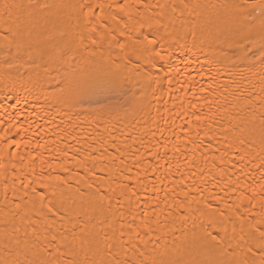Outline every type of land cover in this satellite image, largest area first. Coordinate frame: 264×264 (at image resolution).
I'll use <instances>...</instances> for the list:
<instances>
[{"label": "bare ground", "instance_id": "bare-ground-1", "mask_svg": "<svg viewBox=\"0 0 264 264\" xmlns=\"http://www.w3.org/2000/svg\"><path fill=\"white\" fill-rule=\"evenodd\" d=\"M6 2L0 264H258L264 0Z\"/></svg>", "mask_w": 264, "mask_h": 264}, {"label": "snow or ice", "instance_id": "snow-or-ice-1", "mask_svg": "<svg viewBox=\"0 0 264 264\" xmlns=\"http://www.w3.org/2000/svg\"><path fill=\"white\" fill-rule=\"evenodd\" d=\"M18 7H21V6L20 5H16V4L7 3L6 0H5L4 3L0 4V8L3 9L5 15H9L12 9L18 8ZM29 7H31V5H29ZM43 7H49V5H43ZM241 7L242 6H240V5L236 6L237 9H240ZM261 11H262V14H264V3H262V5H261ZM149 43L150 44H155L156 42H155V40H152V41H149ZM157 55H159V53H157ZM260 59H261V62L264 63V45H262V54H261ZM168 83L171 84V80H169ZM100 171H103V169L101 168ZM124 187L127 188V185H125ZM34 191H35V189H34ZM38 195H39V193H38ZM135 195H136V193L133 191L131 193V196H135ZM131 196H129L128 198L131 199ZM40 200H41V202H43V200H44L43 195H40ZM262 206H264V201H262ZM206 207H207V205H206ZM48 211L49 212H53V209L51 207H49ZM53 214L55 215V213H53ZM220 215L221 216H226V213H220ZM144 216L147 217V212L144 213ZM133 219H135V216H133ZM259 223L262 226L259 227V228L254 229V231H258L259 232V235L261 237V240H260L259 245H258V247L261 250V256H260V259L258 261V264H264V221H260ZM141 225L145 229L146 233L150 232L151 225L146 219L142 218ZM233 231H235V229ZM121 235H123V233H121ZM135 235H136L138 240L141 238L139 232H136ZM212 239L216 240V237H212ZM240 239L243 240L244 239L243 236H241ZM217 243H219V241H217ZM107 247L109 249V252L111 253V249H112L113 245H107ZM249 251L252 253L253 257L256 255V253L253 252L251 250V248H249ZM73 264H75V262H73ZM112 264H133V262L130 259L120 260V259L117 258V259H115L112 262ZM236 264H250V262H249V260L247 258H245L243 260L237 261ZM251 264H257V261L256 260H252Z\"/></svg>", "mask_w": 264, "mask_h": 264}]
</instances>
